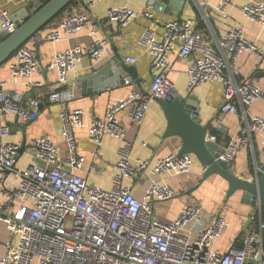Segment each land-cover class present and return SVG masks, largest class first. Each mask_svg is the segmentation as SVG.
Listing matches in <instances>:
<instances>
[{
    "label": "built area",
    "instance_id": "2783aa9c",
    "mask_svg": "<svg viewBox=\"0 0 264 264\" xmlns=\"http://www.w3.org/2000/svg\"><path fill=\"white\" fill-rule=\"evenodd\" d=\"M87 9L105 0H77ZM28 0H0L2 31L13 33L16 24L8 5H21ZM232 0H219L218 11L228 16ZM155 1L150 0L139 11L128 7H115L107 12L109 21L125 26L139 16L152 18ZM78 9L65 12L53 25L35 33L9 60L14 82L32 77L39 64L35 50L46 41L58 42L72 34L89 29L96 36L84 49L81 45L56 52L48 69L57 73L63 86L69 76L78 70L85 55L97 64L110 55L108 40L97 36L99 24L87 12ZM244 15L264 25V2L249 0L242 7ZM139 43L152 56L156 69L149 93L133 90L127 97L108 104L104 117L94 118L88 125L91 141L98 145L92 154L91 168H98L100 147L104 137L122 142L117 150L116 171L112 187L105 189L80 176L85 162L78 153L75 129L83 125L85 112L81 109L61 113V135L67 154L50 138H34L29 145L31 163L25 167L19 161L28 148L19 142L8 141L11 128L0 123V225H4L10 238L5 244V254L0 264H264V204H257L249 215L248 227L241 245H231L223 250L219 241L229 226L225 216L208 213L200 204L183 207L172 220H162L154 211L156 202L175 196L171 184L160 178L161 174H186L192 169L194 155L171 153L153 165L149 160L132 161V141L128 139L126 125L120 118L127 112L128 121L140 126L157 99L168 98L176 89L169 78L170 53L179 45V55L191 59L188 66V91L208 81H220L224 86V100L220 113L237 114V102L249 106L254 101H264V85L254 78L237 82V58L244 53H256L264 67V46L249 38L242 28L234 27L224 33L217 46L226 51L221 54L211 39L197 29L194 19L167 21L164 32L158 36L146 28ZM124 61L134 64V57ZM230 69L226 74L225 69ZM133 83L132 79L126 80ZM9 82L0 78V113L17 116L23 124L35 121L44 100L29 97L23 100L8 90ZM34 86L42 83L34 82ZM70 90L51 92L47 100L63 103L70 100ZM264 137V117L245 118V125L226 146L221 159L229 164L238 152L248 147L254 135ZM211 140H216L211 136ZM150 168V169H149ZM148 170L149 182L142 196L125 184ZM16 237V241L13 238Z\"/></svg>",
    "mask_w": 264,
    "mask_h": 264
},
{
    "label": "crops",
    "instance_id": "0c3cea01",
    "mask_svg": "<svg viewBox=\"0 0 264 264\" xmlns=\"http://www.w3.org/2000/svg\"><path fill=\"white\" fill-rule=\"evenodd\" d=\"M38 0H28L21 5H8L12 15L20 13L23 9L30 11V4ZM89 2L90 0H86ZM150 0H105L97 3L93 8L87 9L82 1L73 3L65 11L73 9L79 12L91 14L99 24L97 36L108 40L110 55L101 62L94 64L89 55H85L79 64L78 70L69 76L66 85H59L57 73L48 69V64L56 52L64 51L70 47L81 45L84 49L94 41L96 36L85 28L72 34L69 38L58 42L46 41L35 50L39 67L32 77H25L14 82L11 76L9 61L0 67V78L9 82L8 90L12 95L20 96L23 100L29 97H41L44 102L40 107L38 118L29 124H23L15 116H3L0 113V123L11 128L8 141L24 144L28 150L23 153L19 165L25 167L32 160V152L29 149L30 142L37 137L46 136L61 148L63 155L67 154L66 144L61 135V113L64 110L81 109L85 112L83 125L75 129L78 153L85 159L83 167L77 173L89 182L105 189L112 187V179L115 174L117 162V150L122 142L112 137H104L100 147V158L97 161L98 168L93 170L92 154L98 149V145L91 141L88 135V125L94 118L104 117L108 104L116 99L127 97L133 90L143 94L149 93L150 83L156 74L152 65V56L139 43V39L146 28L152 29L158 36L164 32L167 21L174 19H194L197 29L207 38L211 39L217 50L228 58L229 54L217 46L218 39L234 27L242 28L246 35L264 46V25L249 20L243 13L242 7L249 0H232L228 9V16L224 17L217 9L219 0H183L180 6L175 7L173 0L167 4H159L155 1L153 17L139 16L125 26L109 21L107 12L115 7H128L139 11ZM264 2V0H255ZM31 12V11H30ZM63 13V14H64ZM62 14V15H63ZM54 19L49 26L55 24L60 17ZM2 32L0 24V33ZM134 57V64L124 61L125 57ZM119 57L126 66L136 69L139 82L126 71H122L117 78L112 74L98 79L90 78L95 68L106 65ZM171 69L169 78L175 83L176 94L187 95L188 66L191 59H185L179 55V45H176L170 53ZM238 73L234 75L237 82L245 78H254L264 85V67L256 53H244L237 58ZM230 74V69L224 71ZM132 79L133 83L127 84L126 80ZM40 82L42 85L34 86L32 83ZM70 90L72 97L67 102L51 103L47 100L51 92ZM199 103L200 118L202 124L212 125V140L219 146L226 148L228 142L235 137L245 118L252 116L264 117V101H254L249 106H243L237 102V114L220 113V107L224 100V86L220 81H208L199 84L191 91ZM120 118L127 127L128 139L132 141V161L149 160L153 165L158 159L171 154H180L183 141L179 136L166 137L165 133L168 121L162 106L156 101L152 104L145 121L140 126H135L128 121L127 112L122 111ZM231 170L238 176H247L255 171L264 172V137L254 135L251 144L242 148L234 161L230 163ZM150 169V168H149ZM141 172L136 179H128L125 184L133 187L136 195H143L149 182L148 170ZM205 167L194 155L192 169L186 174H161L160 178L169 182L175 190V196L166 201L156 202L154 211L162 220H172L180 210L190 204L202 205L210 214L218 213L225 216L229 226L227 227L219 245L223 250L229 246L241 245L245 231L248 227L249 215L254 210V205L243 200L242 192L238 191L228 195L229 184L219 175H213L203 181ZM2 173L0 172V177ZM196 194L193 195L192 194ZM2 195L0 191V205ZM10 233L4 225H0V257L6 251L5 244L10 238ZM16 241V237L13 238ZM36 264V263H35Z\"/></svg>",
    "mask_w": 264,
    "mask_h": 264
},
{
    "label": "water",
    "instance_id": "95a60500",
    "mask_svg": "<svg viewBox=\"0 0 264 264\" xmlns=\"http://www.w3.org/2000/svg\"><path fill=\"white\" fill-rule=\"evenodd\" d=\"M76 0H38L30 4V11L23 9L12 16L16 24L13 33H0V67L7 63L15 51L23 46L35 33L49 25L64 10ZM169 0H160L159 4H167ZM183 0H173L175 7L180 6ZM122 71L129 73L139 82L135 67L126 66L117 57L106 65L95 68L90 78L98 79L112 74L115 78ZM163 108L168 126L166 137L179 136L183 141L180 155L190 153L196 156L205 167L203 181L211 176L219 175L228 182V195L242 192L243 200L257 204H264V172L255 171L247 176H238L231 170L228 162L221 159L226 148L213 142L211 138L212 125L202 124L199 103L192 93L187 95L176 94L174 91L166 99L156 100Z\"/></svg>",
    "mask_w": 264,
    "mask_h": 264
},
{
    "label": "trees",
    "instance_id": "16d2710c",
    "mask_svg": "<svg viewBox=\"0 0 264 264\" xmlns=\"http://www.w3.org/2000/svg\"><path fill=\"white\" fill-rule=\"evenodd\" d=\"M76 2H77V0L74 2V4H75ZM71 5H72V4H71ZM71 5H70V6H71ZM64 11H65V10H64ZM64 11H63L60 15H62V14L64 13ZM60 15H59V16H60ZM59 16H58V17H59Z\"/></svg>",
    "mask_w": 264,
    "mask_h": 264
},
{
    "label": "rangeland",
    "instance_id": "374dc122",
    "mask_svg": "<svg viewBox=\"0 0 264 264\" xmlns=\"http://www.w3.org/2000/svg\"><path fill=\"white\" fill-rule=\"evenodd\" d=\"M193 195H196V194L193 193L192 196H193ZM199 204H202V203H199Z\"/></svg>",
    "mask_w": 264,
    "mask_h": 264
}]
</instances>
